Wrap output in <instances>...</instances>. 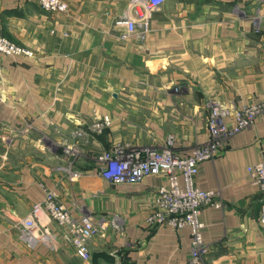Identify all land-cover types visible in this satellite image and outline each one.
<instances>
[{"label":"crops","instance_id":"obj_1","mask_svg":"<svg viewBox=\"0 0 264 264\" xmlns=\"http://www.w3.org/2000/svg\"><path fill=\"white\" fill-rule=\"evenodd\" d=\"M63 1L67 14L47 13L36 0H0L1 34L32 53L0 55V264H85L53 222L50 246L31 247L14 230L48 191L98 228L103 219L124 221L90 241L92 253L116 258L101 264H188L191 230L146 222L165 178L114 185L97 159L116 143L162 147L170 138L189 155L210 140L212 106L263 101L264 0H165L152 12L148 0ZM140 15L149 24L144 39L124 40L127 20L144 31ZM104 117L112 125L93 134ZM73 145L77 156H67ZM263 152L260 120L200 165L197 186L220 191L226 205L202 213L206 264H264V193L248 173Z\"/></svg>","mask_w":264,"mask_h":264},{"label":"built area","instance_id":"obj_2","mask_svg":"<svg viewBox=\"0 0 264 264\" xmlns=\"http://www.w3.org/2000/svg\"><path fill=\"white\" fill-rule=\"evenodd\" d=\"M47 13L67 14L69 5L63 0H36ZM165 0H148V12L159 9ZM137 16H139L137 12ZM144 31H138L135 20H127L125 26L127 33L123 36H139L144 39L145 32L149 31V24L144 15ZM0 55L30 56L32 53L11 42L0 32ZM177 92L181 90L176 89ZM4 98L0 95V104ZM264 120V100L244 105L240 109L215 104L210 109L208 116V129L210 140L200 147H196L189 155L176 152L173 147V138L169 144L157 146H134L131 144L116 143L108 151L103 152L97 159L100 176L114 185H136L151 176L165 178L166 185L157 188L152 203V211L147 217V225L156 230L168 227L173 231L184 228L191 230L192 250L188 264H206L205 259L210 253V246L203 238L204 224L201 220L203 211L213 207L220 210L226 208L220 191H205L197 186V177L200 165L205 161L215 160L228 146V142L244 130L254 128ZM232 121L233 123H229ZM112 125L109 117L95 119L90 126L93 134H102ZM85 132L77 131L75 137L83 138ZM67 156H77L78 148L74 145L65 148ZM248 173L253 177L254 184L264 193V152L262 161L248 168ZM80 173H74L78 178ZM49 218V223L43 217ZM260 225L264 231V204L260 211ZM50 222L57 225L66 241L75 248L77 258L89 264L92 252L89 248L90 241L106 231L108 227L123 230L124 221L119 217L103 219L101 224L95 225L91 216H84L80 220L73 213L60 204L53 191H48L45 198L36 203L30 215L24 219L15 220L14 230L20 232V240L31 247L42 243L50 246L52 233Z\"/></svg>","mask_w":264,"mask_h":264},{"label":"water","instance_id":"obj_3","mask_svg":"<svg viewBox=\"0 0 264 264\" xmlns=\"http://www.w3.org/2000/svg\"><path fill=\"white\" fill-rule=\"evenodd\" d=\"M116 263V258L106 252H94L90 264H101V262Z\"/></svg>","mask_w":264,"mask_h":264}]
</instances>
